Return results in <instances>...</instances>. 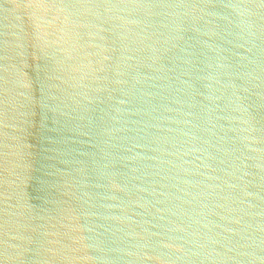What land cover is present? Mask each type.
I'll return each instance as SVG.
<instances>
[{
	"label": "water",
	"instance_id": "95a60500",
	"mask_svg": "<svg viewBox=\"0 0 264 264\" xmlns=\"http://www.w3.org/2000/svg\"><path fill=\"white\" fill-rule=\"evenodd\" d=\"M0 264H264V0H0Z\"/></svg>",
	"mask_w": 264,
	"mask_h": 264
}]
</instances>
